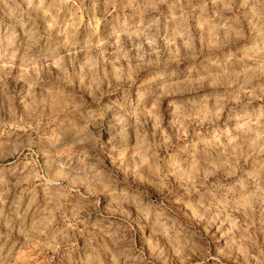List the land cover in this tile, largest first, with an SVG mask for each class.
Instances as JSON below:
<instances>
[{"label": "clouds", "instance_id": "obj_1", "mask_svg": "<svg viewBox=\"0 0 264 264\" xmlns=\"http://www.w3.org/2000/svg\"><path fill=\"white\" fill-rule=\"evenodd\" d=\"M0 264H264V0H0Z\"/></svg>", "mask_w": 264, "mask_h": 264}]
</instances>
